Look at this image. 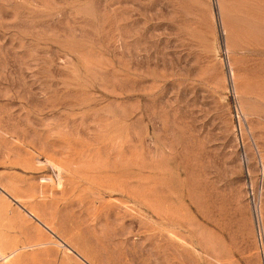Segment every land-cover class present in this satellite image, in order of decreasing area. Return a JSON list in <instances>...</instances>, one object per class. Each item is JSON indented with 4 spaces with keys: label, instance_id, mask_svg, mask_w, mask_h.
Instances as JSON below:
<instances>
[{
    "label": "rangeland",
    "instance_id": "rangeland-1",
    "mask_svg": "<svg viewBox=\"0 0 264 264\" xmlns=\"http://www.w3.org/2000/svg\"><path fill=\"white\" fill-rule=\"evenodd\" d=\"M0 251L264 264V0H0Z\"/></svg>",
    "mask_w": 264,
    "mask_h": 264
},
{
    "label": "bare ground",
    "instance_id": "bare-ground-1",
    "mask_svg": "<svg viewBox=\"0 0 264 264\" xmlns=\"http://www.w3.org/2000/svg\"><path fill=\"white\" fill-rule=\"evenodd\" d=\"M39 221V220H38ZM40 224L45 228V229H47L49 232H50V230H49V228L48 227H46L45 225H43L41 222H40ZM52 232V231H51ZM68 248V247H67ZM69 249V248H68ZM8 256H4V254L0 251V262L2 263V264H6V262L8 261Z\"/></svg>",
    "mask_w": 264,
    "mask_h": 264
}]
</instances>
